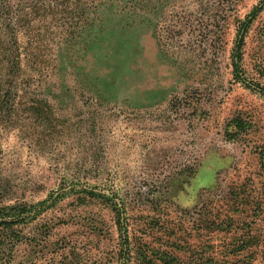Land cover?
Segmentation results:
<instances>
[{"label":"rangeland","instance_id":"obj_1","mask_svg":"<svg viewBox=\"0 0 264 264\" xmlns=\"http://www.w3.org/2000/svg\"><path fill=\"white\" fill-rule=\"evenodd\" d=\"M262 89L264 0H0V264H264Z\"/></svg>","mask_w":264,"mask_h":264},{"label":"trees","instance_id":"obj_2","mask_svg":"<svg viewBox=\"0 0 264 264\" xmlns=\"http://www.w3.org/2000/svg\"><path fill=\"white\" fill-rule=\"evenodd\" d=\"M245 25L242 27L241 31ZM243 33H240V38H242ZM235 70H238V65L235 63ZM262 93H264V89H262ZM264 95V94H263ZM93 195V194H89ZM103 197V196H102ZM43 206L45 203H42L37 206H24L21 208L15 207H3L0 205V247L3 246V240H5V234L8 230H12L14 225H18L20 223L25 222L27 219L38 215L40 212H43ZM40 208V210H39ZM42 209V210H41ZM34 215H31L32 211H37ZM119 231H122V226L119 224Z\"/></svg>","mask_w":264,"mask_h":264}]
</instances>
